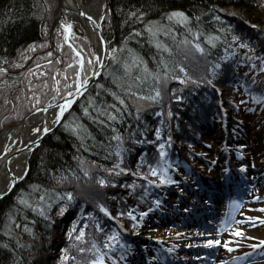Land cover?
<instances>
[{"label": "trees", "instance_id": "trees-1", "mask_svg": "<svg viewBox=\"0 0 264 264\" xmlns=\"http://www.w3.org/2000/svg\"><path fill=\"white\" fill-rule=\"evenodd\" d=\"M57 4L58 0H0V69L19 61V52L43 42L45 28L53 22ZM174 10L183 11L190 17L187 25L167 19V14ZM130 12L135 15L130 16ZM263 24L264 0H108L102 21L108 54L100 76L71 108L58 128L32 151L25 177L0 199V264H60V249L69 247L66 233L75 220L80 221L77 228L85 226V242L80 245L85 248L91 247L93 241L104 242V233L96 231V223L108 234L118 232L110 216L102 212L99 205H104L118 220L128 221L126 196L130 194L135 200H143L155 188V184L149 181L159 179L150 174L147 180L142 174L133 175L137 172L138 161L147 159L151 164L157 162L159 157L155 142L165 143L171 136L170 146L165 145V159L170 157L174 160L176 144L189 142L196 130L198 132L195 124L203 121L209 112H216L212 117L220 113L219 107H215L221 90L229 89L235 94L242 88L252 97L264 96V71L259 70L261 60H264V29L259 26ZM195 33L200 34L199 42L206 50L203 55L196 52L191 44L184 43L185 40L192 41ZM213 35L220 37L215 41V47L205 42V37ZM232 36L240 40L233 41ZM82 39L72 38L70 42L83 54L85 63V58L89 56L87 53L91 51ZM240 42H246L248 47L237 48ZM157 43L167 46L168 51L158 48ZM183 44L193 52L192 56H183ZM62 46L77 61L73 48L65 42ZM113 49L116 51L113 52ZM229 53L234 55L228 56ZM41 54L32 62L27 60L24 68L33 64H37L38 68L46 67L41 87H47L45 90L49 92L48 87L54 80L52 72L58 63L54 54ZM133 56L143 63H137L126 72L124 64H131ZM193 56L195 60L191 58ZM225 56L228 59H221ZM161 60L167 65L166 79L161 75L164 72ZM214 64L220 67L213 75L209 69ZM177 65L185 69L187 77H191L190 81L182 84L172 79L173 76L185 75L179 72ZM59 66L64 67V63ZM144 66L147 72L142 70ZM69 69L72 71L67 73L68 79L55 75V79L58 77L61 80L58 90L61 95L72 89L65 88V84L68 81H71L68 85L74 83L77 64ZM17 73L4 74V81L13 83V86L4 85L0 89L1 96L15 98L26 91L15 78ZM157 75L161 76L159 82L155 79ZM206 80H211V84L200 82ZM253 81H256L255 84ZM156 89L160 91L157 100L143 98L152 96ZM19 91L21 93L16 95ZM176 95L183 99H174ZM116 96L125 104L121 105ZM89 98L93 104H89ZM222 100L234 108L227 95L222 94ZM0 105L3 109L9 102ZM112 105L119 109L115 121H107L95 111L99 107L115 112ZM84 108L88 109L89 115L84 114ZM169 111L171 116H168ZM2 115L0 109V117ZM92 117H98L105 123L101 125ZM209 120L208 117L206 121ZM73 121L83 125L86 133L91 135L82 133L83 138L78 139L65 128V122ZM157 126L162 129L158 141L154 135ZM114 135L120 136L119 142L111 139ZM118 145L122 150L120 166L130 171L113 175L106 170L120 159L115 154ZM84 171L88 172L87 176ZM140 172L145 173L146 167L142 166ZM99 178L112 182L101 186ZM69 192L74 197L71 201L65 197ZM20 196L27 199L29 205L46 208L45 216L33 211L31 206L20 204ZM41 197L44 199L41 200ZM62 207L69 209L73 215L64 231L61 215L57 214ZM26 227L31 231H26ZM69 251L76 256V264H84L86 259L93 258V253L81 254L76 248ZM65 264H73V261Z\"/></svg>", "mask_w": 264, "mask_h": 264}, {"label": "rangeland", "instance_id": "rangeland-1", "mask_svg": "<svg viewBox=\"0 0 264 264\" xmlns=\"http://www.w3.org/2000/svg\"><path fill=\"white\" fill-rule=\"evenodd\" d=\"M60 0H58V4L56 6V12L53 19V22L51 25L45 28L44 31V38L43 42L40 43V45H31L26 50H23L19 52L18 57L19 61H15L14 63H9V65H4L2 69H0V89L3 88L5 85L6 87L13 86L11 82H5L4 80V74L10 73V74H16L15 78L19 79V83L23 85L22 88H24L26 91L21 93L19 91L16 93L19 96H16L13 98L12 96H8L5 98V96L0 95V104H5L9 102V105H6V108L0 109L3 112V115L0 117V132L7 126L14 124L18 121H20L22 118L27 116L31 111H33L37 107H41L44 104L53 103L60 99V97L64 96L59 94V85L61 83L60 77L62 75L63 79L67 78V73H70V66H73L74 64H77V70H81L82 73L85 72L86 67H88V70L90 67L93 68L94 66V55H93V48L89 41L86 40L83 30L80 27V25L76 22H70L71 24V34L68 36V40H71L72 38H79L83 40L84 38L85 45L88 47V49L91 52H88V57L85 58L84 68L81 69V65L79 63L80 60H83L84 62V56L81 52L78 51L80 54L77 56V61L74 59L66 49H63L62 42H65V37L62 32V29L59 27V25L56 22V16H57V10L59 6ZM106 14V13H105ZM105 17V16H104ZM104 19V18H103ZM63 24H69V21L66 19H63ZM261 28L264 29V24L259 25ZM73 33V34H72ZM75 41V40H74ZM76 42V41H75ZM77 43V42H76ZM74 46V45H73ZM75 47V46H74ZM76 48V47H75ZM65 50V51H64ZM190 49L186 45H182L181 47V53L184 54L183 56H192L193 52L189 51ZM46 52L47 55L54 54L56 57L57 65L55 67V70L52 72L51 78L54 80L51 83V87L49 86V92L45 90V86L41 87L43 82H41V78L46 74L44 72L45 68H38L37 64H33L32 66L29 65L28 68L24 65L27 60L34 61L39 55H42L41 53ZM63 52V53H62ZM64 54V55H63ZM189 54V55H188ZM62 58H61V57ZM195 60V57H191ZM41 59V57H40ZM92 61V65H88V61ZM64 63V67L60 68L59 64ZM200 62L197 64L199 65ZM7 66V67H6ZM4 67L6 69H4ZM26 69V70H24ZM16 72V73H15ZM55 75L58 76L55 79ZM250 76V75H247ZM23 80H22V79ZM68 79V78H67ZM74 80V79H73ZM59 82V83H57ZM256 82V81H255ZM71 81H68L66 84H70ZM25 84V85H24ZM219 87L223 88V85H220ZM220 88V89H221ZM51 90V92H50ZM72 90V89H71ZM71 90L67 91L70 92ZM243 91V89H242ZM221 94L227 95L229 102H232L234 108L229 106H224L225 110V125H220V122H214L213 124H209L207 120L208 117H211V113L209 112L206 117H204L203 121H198L195 124V127L199 126V129H201V132L199 133V140L203 141L202 147H200L199 152H201V157H196L192 159V165L197 166L196 173L200 177H205L209 181H215L220 179L221 174L219 170H221V165L223 163V155L224 153L227 154L230 152H237L242 151L239 155V157L242 158L244 162V166L249 171L250 168L254 167V170H251L250 176H252L255 180L250 181L248 183L249 186H251V192L254 191L251 200L240 202L238 201V205L236 206L235 210L237 208L241 209V212L239 215H235L234 211L230 208V203L224 202L222 205L220 211V222L222 220H225L229 214L232 216V220H242L246 219V217H259L260 219L264 220V211H261V209H264V150L259 153H254L257 145V139L260 136L264 137V106H259L257 104L251 105L250 99L245 97V94H239L238 92L234 94L231 90L227 89V91H221ZM7 96V95H6ZM220 98V96H219ZM237 107H235V105ZM233 130L231 136H229L228 131ZM197 132V130H196ZM227 136L226 138H223V133ZM197 134V133H196ZM223 138V139H222ZM231 143V146L228 145V143ZM228 146V148H226ZM259 147V146H258ZM177 152L181 154L184 158H186V152L183 150L181 146L177 147ZM205 159V163L200 162V159ZM244 158V159H243ZM29 160V158H28ZM237 167L240 168V165ZM255 167L257 171H255ZM207 168V169H206ZM202 169V170H200ZM210 169V170H209ZM182 168H177V173L181 176ZM206 170V172H204ZM207 180L204 179L205 185H207ZM187 188L181 187L178 189L177 187H173V190L177 191V193H182ZM253 196L257 197V199H253ZM168 199H170L171 196H166ZM196 200V197L194 198V201ZM128 202V201H127ZM222 203V201L220 202ZM154 210H152L153 212ZM148 215L143 216L142 220H140L139 224V237H149V238H155L158 235L168 236V234L175 235L174 238H177V241L175 242L179 246H185L187 244H190L193 239H190V234L192 232H187L189 235H181L182 231H186V229H182L178 227L177 229H171V226L168 227H161L157 225H152V219L150 217L151 213ZM241 213L243 215H241ZM217 225V224H216ZM220 227V223L218 224L217 229ZM236 227H241L243 229V232L245 233L244 236H233L232 232ZM179 233V235H177ZM135 237L134 239L137 241H145V238ZM258 237V238H257ZM220 239L221 245L217 246V254L219 256L226 255V259L228 261V264H239L245 257V254H248L250 252L255 253L260 247L264 246L260 244V241H264V224L260 223V220H252V221H246L245 224L242 225H236L233 223V227L231 229L225 227L223 230L220 231L219 236H214L210 239ZM263 238V239H261ZM229 240L230 246L233 247V251L229 252L226 248H224L223 241ZM256 240H259L256 241ZM239 244V247H236V244ZM252 245H259V247H252ZM178 246V247H179ZM137 250H135L133 253H129V256H133L134 253H136ZM51 251L48 253L50 254ZM258 254V253H257ZM114 257L117 258L116 252H113L112 254ZM156 255V253H155ZM232 257H239L237 260H233ZM113 258V257H112ZM107 262L110 261L109 258L106 257ZM116 260V259H115ZM112 261V260H111ZM119 261V260H118ZM131 263L130 260H127ZM125 261L120 262L118 264H124ZM129 263V264H130ZM258 264L264 263V257L257 261Z\"/></svg>", "mask_w": 264, "mask_h": 264}, {"label": "snow or ice", "instance_id": "snow-or-ice-1", "mask_svg": "<svg viewBox=\"0 0 264 264\" xmlns=\"http://www.w3.org/2000/svg\"><path fill=\"white\" fill-rule=\"evenodd\" d=\"M130 16L135 15V13L130 12L129 13ZM140 16H143V12L140 13ZM139 18V17H137ZM88 19H91V17H88ZM167 19L168 20H175L177 23L181 24V25H187L190 17H188L183 11L180 10H174L171 11L170 13L167 14ZM216 19H219V17H216ZM63 27L65 28L66 32H70L71 31V24H64ZM253 28L256 27V25H252ZM147 30L149 32L152 31L151 28H147ZM191 33V29L188 30ZM167 34V33H165ZM199 33H195L193 34V40L192 41H188L185 40L184 43L186 44H191L192 47L195 49L196 52L200 53V54H205V48L202 47L201 43L199 42ZM220 37L218 36H207L205 37V42L208 45H211L212 47H215V41L219 40ZM232 40L233 41H238L240 40L239 37L237 36H232ZM157 47L158 48H163L164 51H168L167 46L165 45H161L159 43H157ZM237 48H247L248 44L246 42H240L236 45ZM116 50L113 49V52H115ZM129 52H131V50L129 49ZM77 56H79V53H76ZM109 55H111V53H109ZM234 55V53H229L228 56ZM228 56L225 57H221V59H228ZM96 59L97 62V66L100 64V58L99 57H94ZM114 58V57H113ZM132 63H125L124 64V68L125 71L128 72L131 70L132 67H135L137 65V63L142 64V61H139L137 57L133 56L132 58ZM247 59L251 60L253 59V57H247ZM259 59V58H256ZM80 65H81V69L84 68V62L83 60L79 61ZM161 64L164 65V72L161 74L165 79L168 77V69H167V65L164 64V61L161 60ZM88 65L91 66L92 65V61L89 60L88 61ZM179 69L180 73H184L185 75L183 77L181 76H173L172 79H177L180 81V83L184 84L187 83L188 81L191 80V77H187V74L185 72V69L180 66L177 65L176 66ZM220 65L219 64H214L212 67H210L209 71L212 72V74H215V69L219 68ZM253 67H255V65H253ZM143 71L147 72V68L146 66H144L142 68ZM261 71H264V60H261V68L259 69ZM99 75V72L95 69L90 67L89 70L87 72H83L81 70H78L74 73L75 76V81L72 85H68L65 84V88L71 87L72 91L70 92H66L65 93V98H62L63 102L58 106V111L55 114V123H59L60 122V117H62L64 115V113L71 107L73 100L77 97L80 96L82 94V92L84 90H86L87 86L89 85V79L88 76H97ZM149 75H152L151 73H149ZM67 79V78H66ZM137 80L140 79L139 76H137L136 78ZM155 79L157 82L160 81L161 76L157 75L155 76ZM195 83V81H193ZM200 82H206L208 84H211V80H206V81H200ZM59 83V82H57ZM253 84H255V81H253ZM97 87H102L101 85H97ZM58 91V89H57ZM175 91V90H173ZM113 95L115 96L116 94L113 93ZM160 97V91L158 89L154 90V94L150 97H143L145 99H151V100H157ZM116 99L119 101V103L121 105L125 104V101L123 99H121L119 96H116ZM174 99L176 100H182L183 98L179 95H176L174 97ZM254 101H264V96H261L259 98L257 97H253ZM89 104H93V101L91 98H89ZM115 112H108L105 110H101L99 107L95 108V111L99 113L100 116H104L106 117L107 121H115L116 119H118V115L117 113H119V109H116L115 105L111 106ZM84 114L85 115H89L88 109L84 108L83 109ZM159 115V114H158ZM172 113L171 111L168 112V116H171ZM92 119L94 121L98 120V122L103 125L105 123L104 120H100L98 119V117H92ZM163 123V122H162ZM65 128L70 130L74 135L77 136L78 139H82V133H86V129H84L83 125L79 124L78 122H65ZM34 131H39L38 129H34ZM44 132H48L50 131V129H48L47 127H45L43 129ZM113 131H115V129H113ZM161 132L162 129L161 127L157 126L154 132V135L157 137V141L159 140V138L161 137ZM87 135H91L90 133H86ZM112 140L115 141H120V136L119 135H114L111 137ZM138 143H143L145 141H137ZM170 142H171V136H169L168 141H166L165 143H156V148L158 149V157L159 159L157 160V162L155 164H151L147 161V159H143L141 161H138L137 164V172H134L133 175H138V174H142L144 176V179H148V175L150 174L153 177H159V182L161 184H170V183H175L176 181H173L170 177L167 176V172L168 169L170 167L167 159H165V157L167 156V152L165 150V145L168 144V146H170ZM149 143H153V142H149ZM116 156L118 158H120L118 160V162L116 164L113 165V167L111 169H107L106 171H108L110 174L113 175H121L124 172H128L130 171V169L128 168H122L120 165L122 163V150L120 149L119 145L117 146V150H116ZM144 166L146 167V172L145 173H141L140 172V168ZM81 169L83 171V161H81ZM84 175L87 176L88 172L84 171ZM111 180H106L105 178H99L98 179V183L101 186H104L106 183H111ZM149 183L151 184H156V180H150ZM35 187V186H34ZM123 187H128V188H133L134 185H123ZM3 193H0V196H2ZM65 197L68 201H71L74 197L72 195V193H66ZM44 198L41 197V200H43ZM253 199H257V197L253 196ZM18 201L20 204L25 205V206H31L33 211H38L40 216H45L46 213V208H37L33 205H29V201L27 199H25L23 196H20L18 198ZM157 204L159 203V201L156 202ZM238 205V201L233 200L231 201L230 204V208L232 211H235L236 206ZM99 208L102 212H104L106 215H111L108 212V209L104 207V205H99ZM65 209L62 207L60 209V211L57 213L58 215H63L64 214ZM261 211H264V209H261ZM124 213H117V215H123ZM145 213H141V215H144ZM89 216H91V214H88ZM128 216L132 217L133 219H135V217L132 215V212L129 211L127 213ZM241 215H243L241 213ZM252 220H260L261 224H264V220L260 219L259 217H251L248 216L246 217V219H242V220H236L233 221L232 220V216L231 214H229L227 216V218L225 220H222L220 222V227L217 229V233L216 235L219 236V233L221 230H223L225 227L231 229L233 227V223H235L236 225H242L245 224L246 221H252ZM80 224L79 220H75L72 223V226L69 228L68 232L66 233L67 238L69 240V247L68 248H61L60 252V264H65V262L71 260L73 261V264H76V256L71 255L69 249L71 248H76L77 251L81 254L88 252V253H93V258L91 259H86L84 264H107V261L105 259L107 253L102 251V249H109L111 248L113 245H115L117 243V239H118V233L116 232H111V234H108V232H105L104 228H102L100 226L99 223L95 224V228L97 232H102L104 233V242H97V241H93L91 243V247L85 248L82 245L85 242V226H80L79 228H77V225ZM26 231H31L30 229H28L27 227L25 228ZM111 231V230H109ZM177 235H179V233H177ZM203 235V234H201ZM233 236H244L245 233L243 232V229L241 227H236L234 229V231L232 232ZM260 244L264 245V241H260ZM215 245H221V240L220 239H208L205 241V246L206 247H213ZM224 248H226L229 252L233 251V247L230 246V241L229 240H225L223 241V245ZM236 247H239V244L237 243L235 245ZM4 247H7V245H5ZM252 247H259V245H252ZM247 255V254H245ZM123 258V257H122ZM109 259H111V257H109ZM233 260H237L239 259V257H232ZM113 264H115V261H113ZM220 264H225V261L221 260Z\"/></svg>", "mask_w": 264, "mask_h": 264}, {"label": "bare ground", "instance_id": "bare-ground-1", "mask_svg": "<svg viewBox=\"0 0 264 264\" xmlns=\"http://www.w3.org/2000/svg\"><path fill=\"white\" fill-rule=\"evenodd\" d=\"M74 3L78 4L86 14L92 15L95 22L102 24L108 0L106 4L105 0H62L61 19L78 23L83 30L86 40L89 41L92 48L94 47V50L98 54L99 40L93 26L85 18L66 11L69 8H75ZM57 111L58 107H49L44 111L34 112L28 115L23 121L11 124L0 132V193L6 191L12 180L9 173L15 177L21 176L28 158V150L26 149L5 163L9 152L18 147L33 143L45 127L51 128L55 124L54 120ZM34 129H38L39 131H34ZM257 143L259 145H257L254 151L255 154L264 150V137H258ZM256 241L259 242V240Z\"/></svg>", "mask_w": 264, "mask_h": 264}, {"label": "water", "instance_id": "water-1", "mask_svg": "<svg viewBox=\"0 0 264 264\" xmlns=\"http://www.w3.org/2000/svg\"><path fill=\"white\" fill-rule=\"evenodd\" d=\"M106 2H107V0H105V4H106ZM74 5H75V8H69L66 11L69 12V13H75V14L85 18L93 26L94 31H96L97 38L99 40V53L97 54L96 50H94V47H93L94 57H99L101 62L97 66V62H96V59H95L93 68H95L99 72V75H97V76H88L89 85L87 86L86 90H84L80 96H77L73 100L71 107L64 113V115L62 117H60V122L59 123H55L51 128H48V129H50V131H48V132H44L42 130V132L33 141V143H31V144H29L27 146L18 147L16 149H14L13 151L9 152V154L7 155V158H6L7 160H5V163H7L12 157L16 156L18 153H20L21 151H24L26 149L28 150V158H29L31 152L40 145V143L43 141L44 138H46L48 135H50L60 125V123L65 118L67 113L70 111V109L78 102V100L84 95V93L97 81L98 77L101 74V71L103 69V65H104V62H105V59H106L107 53H108V41H107L103 31H102L101 23L100 22H95V20L92 17V15L86 14L85 11H83L82 8L78 4L74 3ZM61 6H62V0H60V2H59V6H58V10H57V16H56V22L57 23H61V16H60L61 15V11H62V7ZM88 17H91V19H88ZM62 98H65V96L62 97ZM62 98L57 100V101H55V102H53V103H51V104H46L44 106L38 107V108L34 109L33 111H31L28 115H30V114H32L34 112H37V111H39V112L44 111L46 108H49V107H58L63 102ZM27 116L22 118L20 121H23ZM2 153H3V151H2ZM28 158L26 160L24 171H23V173L21 174L20 177H15V176H13V174L9 173V176L11 177L12 180H11L8 188L6 189V191L2 192L3 195L0 196V199H2L3 197L7 196L12 191V189L15 186V184L23 176L26 175V172L28 170Z\"/></svg>", "mask_w": 264, "mask_h": 264}]
</instances>
